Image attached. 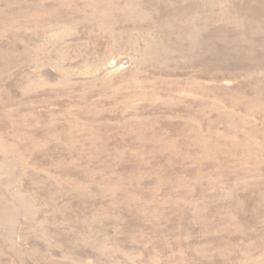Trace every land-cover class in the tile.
I'll return each mask as SVG.
<instances>
[{
    "label": "rangeland",
    "instance_id": "1",
    "mask_svg": "<svg viewBox=\"0 0 264 264\" xmlns=\"http://www.w3.org/2000/svg\"><path fill=\"white\" fill-rule=\"evenodd\" d=\"M0 264H264V0H0Z\"/></svg>",
    "mask_w": 264,
    "mask_h": 264
}]
</instances>
